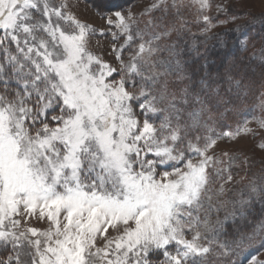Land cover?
Instances as JSON below:
<instances>
[{
    "label": "snow or ice",
    "instance_id": "1",
    "mask_svg": "<svg viewBox=\"0 0 264 264\" xmlns=\"http://www.w3.org/2000/svg\"><path fill=\"white\" fill-rule=\"evenodd\" d=\"M113 16L104 18L123 41L112 47L116 66L91 47L96 30L68 0H0V264H237L264 250V172L225 199L240 158L213 151L251 131L247 118L216 131L246 115L249 66L197 78L178 46L162 43L172 29ZM259 108L264 128V91ZM31 218L51 226L21 231Z\"/></svg>",
    "mask_w": 264,
    "mask_h": 264
},
{
    "label": "rangeland",
    "instance_id": "2",
    "mask_svg": "<svg viewBox=\"0 0 264 264\" xmlns=\"http://www.w3.org/2000/svg\"><path fill=\"white\" fill-rule=\"evenodd\" d=\"M106 1L114 2L115 0ZM68 2L71 11L80 20L89 23L96 30V34L91 37V47L97 54L112 62L114 66H116V62L113 59V44L119 45L123 41L113 40V33L117 32L118 29L108 25L104 17L115 19L113 13L116 11H122L126 16L131 12L133 18L139 22L140 27H143L144 21L151 17L160 22L157 31L172 29L170 35L162 43L178 46V51L181 53L180 59L185 66L189 54L196 56L201 51L213 48L214 44L218 42L227 41L232 30H237L240 33L239 46L247 49L252 59L262 60L264 58L261 44V37H264V21L259 18L264 12V0H208L210 7L203 9L196 0H176L177 8H170L167 13L162 8H151L156 0H133L124 8L103 11H98L87 0H68ZM220 7L224 10L221 11ZM205 15L209 17L210 22L203 20ZM253 16L257 19L253 20ZM242 42H246L247 46L245 47ZM128 55L129 53H124V58L127 59ZM259 78L260 80L255 81L250 77L253 82V94L250 95L245 105L244 113L246 115H230L216 125L217 133L228 130L224 126H230V129L234 131L238 127L237 122L242 124L247 118L249 120L248 128L251 129L247 133L241 132L240 136L234 140L218 139L213 149L217 155L228 152L240 158L232 168L233 181L231 184H225L226 189H231L224 197L228 200L238 197L241 190L246 188L249 179L264 172V150L259 147L260 144L264 143V128H261L258 123V118L261 117L259 94L264 89L261 88V84L255 86V83L260 81L264 83V75H259ZM245 157L248 158L251 167L241 163ZM216 199L217 197H213V202ZM256 205L260 206V204ZM224 217L225 211L223 209L220 212L211 211L208 217L209 224L214 225L218 220L223 222ZM230 223L231 220L225 222V227ZM50 226V222L46 219L31 218L27 222L22 221L20 230L24 231L29 227H34L40 231H46ZM201 232L203 233L202 228ZM109 235H116V233L109 229ZM31 238L36 239L38 237ZM39 238L43 239L42 237ZM187 238L191 239V234ZM221 239H225V237H221ZM252 256H255L258 261L264 262V250L257 252L255 249H250L236 258L237 264H249Z\"/></svg>",
    "mask_w": 264,
    "mask_h": 264
},
{
    "label": "trees",
    "instance_id": "3",
    "mask_svg": "<svg viewBox=\"0 0 264 264\" xmlns=\"http://www.w3.org/2000/svg\"><path fill=\"white\" fill-rule=\"evenodd\" d=\"M98 11L107 9H120L128 6L133 0H115L114 2H108L106 0H87ZM237 30H232L229 33L228 40L225 42H218L215 46L207 51H201L199 54H189L186 68L189 74L195 73L196 77L210 76L216 79L219 76L224 75L233 66L242 67L249 66L248 76L253 80H260L259 75H264V68L261 67L262 60L252 59L247 49H243L239 46L240 33ZM210 51V52H209ZM257 85L262 84L261 81L255 83ZM261 205H255V211L259 212ZM7 252L0 249V256H6Z\"/></svg>",
    "mask_w": 264,
    "mask_h": 264
}]
</instances>
